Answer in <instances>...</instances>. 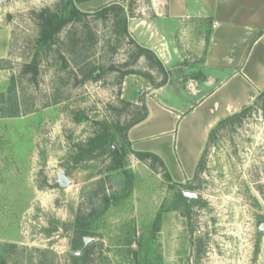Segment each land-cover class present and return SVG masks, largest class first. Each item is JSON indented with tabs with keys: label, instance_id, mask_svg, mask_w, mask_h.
Returning a JSON list of instances; mask_svg holds the SVG:
<instances>
[{
	"label": "rangeland",
	"instance_id": "374dc122",
	"mask_svg": "<svg viewBox=\"0 0 264 264\" xmlns=\"http://www.w3.org/2000/svg\"><path fill=\"white\" fill-rule=\"evenodd\" d=\"M162 2L0 10L11 35L0 58V264H264L262 98L213 128L183 182L127 138L149 96L195 99L186 91L205 36L197 21L164 25ZM43 11L64 21L46 41Z\"/></svg>",
	"mask_w": 264,
	"mask_h": 264
},
{
	"label": "crops",
	"instance_id": "0c3cea01",
	"mask_svg": "<svg viewBox=\"0 0 264 264\" xmlns=\"http://www.w3.org/2000/svg\"><path fill=\"white\" fill-rule=\"evenodd\" d=\"M79 1L96 9L118 0ZM159 9L167 27L201 25L204 51L186 91L195 99L173 103L162 90L149 96L145 117L127 138L134 151L157 155L171 178L183 182L194 175L217 122L264 90V0H164ZM7 27L0 28V58L10 50Z\"/></svg>",
	"mask_w": 264,
	"mask_h": 264
},
{
	"label": "trees",
	"instance_id": "16d2710c",
	"mask_svg": "<svg viewBox=\"0 0 264 264\" xmlns=\"http://www.w3.org/2000/svg\"><path fill=\"white\" fill-rule=\"evenodd\" d=\"M113 4H115V2H112V3H109V4L103 5V6H101V7H98V8L95 9V11H101V10H104V9H106L107 7H109V6L113 5ZM41 14L44 16L45 19H47V20L50 21V25H49L47 28L43 29L42 32H41V40H42V41H46V40H48V39L52 36V34H53L55 31H57V30L60 29V27L62 26V24L64 23V21H61L60 19H57V18L55 17V15H53V14L47 12V11H43ZM29 67L32 68V70H33L34 72H36L35 65H30ZM258 97L262 98L263 101H264V90L261 91V93L259 94ZM246 109H247V107H244L241 111L236 112V113H234V114H232V115L227 116V117L224 118V119L219 120V121L217 122L216 126H221V125L224 124L226 121L231 120V119H235V118L241 116V115L245 112ZM145 115H146V112H145V114H144L143 117H141V118H139V119L134 120L133 122H131V123L129 124L128 127H130L131 125L135 124V123L138 122L139 120L143 119V118L145 117ZM215 128H216V127H215ZM212 130H213V129H212ZM212 130L210 131V134H211L212 132H214V130H213V131H212ZM210 134H209V135H210ZM136 153H137L138 157H140V158H147V157H153V158H156V159L161 163V165L164 167L163 162L161 161V159H160L157 155L152 154V153H148V152H136ZM118 158H119V160H118V163H117L116 166H117V167H121V166H122V164H121V157H118ZM167 176L169 177L168 172H167Z\"/></svg>",
	"mask_w": 264,
	"mask_h": 264
},
{
	"label": "water",
	"instance_id": "95a60500",
	"mask_svg": "<svg viewBox=\"0 0 264 264\" xmlns=\"http://www.w3.org/2000/svg\"><path fill=\"white\" fill-rule=\"evenodd\" d=\"M57 181L60 185L64 186L71 182L70 178L62 171H58L57 173ZM184 195L187 197V199H193L197 197V194L189 191H184ZM263 224L260 226V229L263 228Z\"/></svg>",
	"mask_w": 264,
	"mask_h": 264
},
{
	"label": "built area",
	"instance_id": "2783aa9c",
	"mask_svg": "<svg viewBox=\"0 0 264 264\" xmlns=\"http://www.w3.org/2000/svg\"><path fill=\"white\" fill-rule=\"evenodd\" d=\"M13 1V0H0V10L5 6L6 3Z\"/></svg>",
	"mask_w": 264,
	"mask_h": 264
}]
</instances>
